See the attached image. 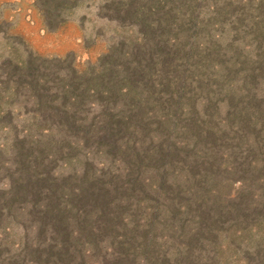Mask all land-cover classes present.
I'll return each mask as SVG.
<instances>
[{
  "label": "trees",
  "instance_id": "obj_1",
  "mask_svg": "<svg viewBox=\"0 0 264 264\" xmlns=\"http://www.w3.org/2000/svg\"><path fill=\"white\" fill-rule=\"evenodd\" d=\"M148 1L140 4L139 0V5H132L136 8L131 10L145 25L142 42L124 55L123 62H113L115 68L114 65L104 69L92 68L89 77H86L85 70H74L67 79L57 81L55 78L57 86H48L49 74L40 71L39 66L19 62L15 67L19 75L17 88L34 92L39 108L46 107L45 111L66 130L64 142L71 146L95 141L103 144L109 154L123 153L130 156L134 163L127 173L114 175L122 177V182L114 181L113 176L105 181L101 175L88 171L70 182L72 178L59 180L57 176L45 173L44 158L52 148L48 146L50 143L41 149L31 146L27 154L21 153L19 177L9 186V204L0 205V219L12 217L11 210L17 208L21 216L26 212L25 216L34 222L35 237L40 241L26 248L31 255H35L34 264H85L97 238L103 232L119 229L117 222L119 225L122 222L119 221L122 220L120 207L129 203L127 198L130 199L131 193L146 192L148 189V192L151 190L161 195L160 190L169 183L170 176L177 178L174 172L177 163L188 168L195 182L193 185L167 186L175 190V196L171 198V216L172 219L181 216L178 217L176 233L179 232L178 239L184 246L190 244L184 242L185 237L198 241L208 234L214 220L222 214V211L217 212L214 219L211 213L213 207L210 211L206 209L209 198L204 179L208 178V172L202 170L204 162L198 165L195 162L200 157L204 158L206 141L213 144L211 149L215 150L229 137L227 131L233 133V138L245 135L244 131H247L253 133L257 140L260 134H264V105L253 93L255 71L264 69V56H257V62L246 57L242 62L230 64L225 58L226 53H222V45L214 41L211 46L205 47L202 42H194V36L201 37L207 25L196 12H192L187 21L182 20L180 7H186L185 14L188 13L190 6L187 2ZM259 1L248 12L236 16L231 25L232 30L238 32L242 23L247 22L244 28L252 30L257 40L262 38L264 41V0ZM230 4L218 7L217 16L229 13ZM168 5H173V9H166ZM234 55L240 57L239 53ZM247 61L248 68L236 84L233 82L234 71L240 72L239 65L244 62L247 65ZM196 74L204 76L194 78ZM91 82L95 86H91ZM193 84H197V90ZM199 93L204 97L201 107ZM85 105L100 109L91 121H88L90 110L86 114ZM212 108L217 114L224 113V126L214 124ZM53 131L51 127L44 128L39 136L49 138ZM179 133L185 139L180 138ZM70 138H75V141L72 143ZM237 139L241 138L238 136ZM39 142H42L41 139L36 143L31 141L32 145ZM61 146L64 150L65 146ZM155 158L165 163V169L157 174L160 184H154L141 173ZM196 166L199 167L197 170ZM200 172L203 173L198 176ZM179 200L184 204H178ZM6 207L8 212L5 213ZM197 211L204 214L200 223L188 228L191 221L189 215ZM129 241L131 239L128 240L125 235L121 238L115 236L108 250L122 252L124 249V256L128 258L127 251L133 244ZM80 244L90 249L80 250ZM183 251L185 249L178 250V253ZM127 258L118 256L116 264H125ZM3 264L19 262L10 258Z\"/></svg>",
  "mask_w": 264,
  "mask_h": 264
},
{
  "label": "rangeland",
  "instance_id": "obj_2",
  "mask_svg": "<svg viewBox=\"0 0 264 264\" xmlns=\"http://www.w3.org/2000/svg\"><path fill=\"white\" fill-rule=\"evenodd\" d=\"M138 1L0 0V205L9 204V186L19 177L21 153L27 154L31 146L41 149L50 143L48 146L52 148L45 153L44 170L59 180L72 178L69 180L72 182L76 176L81 177L88 171L101 175L105 181L113 176L114 181L122 182V177L114 175L125 174L130 167H134L130 156L109 154L103 144L95 141L75 145L72 144L75 138H70L71 146L64 142L66 130L45 111L46 107L39 108L34 92L17 88L19 75L15 67L19 62L39 66L40 71L49 74L48 86H57L60 78L67 79L74 70H85L86 77H89L92 68L104 69L111 65L115 68L114 63L123 62L124 55L141 44L142 35L146 32L143 20H137L133 13L136 7L132 5L138 6ZM142 2L144 0L140 4ZM185 2L190 7L186 14L187 8L180 7L182 20L187 21L190 14L196 12L207 25L201 37L194 36V42H202L205 47L211 46L214 41L222 45V53H226L225 58L230 64L242 62L246 57L257 62V56H264V41L262 38L257 40L252 30L244 28L247 22L242 23L238 32H234L231 25L236 16L248 12L259 0H183ZM228 2H231L229 13L218 17V7L223 8ZM169 8L173 9V5H168L166 9ZM235 52L239 53V58L234 55ZM239 67L240 72L234 71L233 82L236 84L247 70L248 61L247 65L244 62ZM255 75L253 93L264 105V69L255 71ZM202 76L193 75L194 78ZM91 86L95 84L91 82ZM199 94L201 107L204 97ZM84 109L86 114L89 113L88 121L100 110L86 105ZM87 110L90 111L87 113ZM211 112L214 124L224 126V113L217 114L214 108ZM50 127L54 131L49 138L39 136L41 130ZM227 134L229 137L215 150L211 149L213 144L206 141L204 158L195 161L197 165L204 162L202 170L208 172V178L204 179L205 192L210 199L205 204L206 209L210 211L213 207L211 213L214 219L217 212L222 211L205 237L198 241L185 237L184 242H190L186 246L178 239L176 226L181 216L172 219L171 198L175 196V190L167 186L193 185L195 180L185 165L177 163L174 167L177 178L170 176L169 183L160 190L161 195L151 190L148 192V189L146 192L131 193L130 199L127 198L129 203L120 207L122 220L119 221L126 225L117 222L119 229L103 232L91 249L80 244V250H91L85 264H116L118 256L126 259L124 249L122 252L108 250L113 238L123 235L133 242L127 251L129 256L125 264H264V134H260L259 140L247 131H244L245 135H238L242 140L237 139L238 136L233 138L232 132L227 131ZM178 135L184 138L183 134ZM39 139L41 143L32 145V140L36 143ZM62 144L64 150H61ZM148 163L147 169L141 170L142 177L160 184L157 174L165 169V163L156 158ZM198 168L196 166V170ZM178 202L184 204L180 200ZM174 204L176 206V202ZM11 213L14 218L4 216L0 219V264L10 258H16L19 264H34L35 255H31L26 248L40 241L35 237V224L25 216L26 212L21 216L15 208ZM203 215L198 211L191 213L187 227L198 225ZM184 249L178 253V250Z\"/></svg>",
  "mask_w": 264,
  "mask_h": 264
}]
</instances>
